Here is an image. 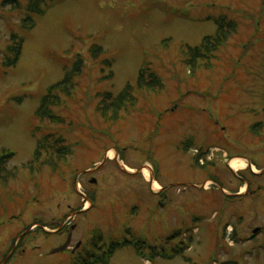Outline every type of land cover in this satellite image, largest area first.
Listing matches in <instances>:
<instances>
[{"label": "rangeland", "instance_id": "374dc122", "mask_svg": "<svg viewBox=\"0 0 264 264\" xmlns=\"http://www.w3.org/2000/svg\"><path fill=\"white\" fill-rule=\"evenodd\" d=\"M12 1L0 0V157L13 154L0 178V256L13 244L9 264H74L98 232L95 255L116 244L106 264H264V0H55L29 29V0ZM222 16L235 33L209 68L190 70L185 48ZM13 35L23 47L8 68ZM80 60L72 97L53 110L59 123L37 118ZM145 65L160 91L136 87ZM127 85L136 109L106 121L101 95ZM45 136L67 141L64 161L35 160ZM230 157L247 167L234 171ZM63 220L70 249L56 252L67 241L50 233ZM35 224L47 234H23Z\"/></svg>", "mask_w": 264, "mask_h": 264}, {"label": "trees", "instance_id": "16d2710c", "mask_svg": "<svg viewBox=\"0 0 264 264\" xmlns=\"http://www.w3.org/2000/svg\"><path fill=\"white\" fill-rule=\"evenodd\" d=\"M11 3L16 2L14 0ZM56 3L57 2L55 0H29L28 5L26 6L27 19L23 22L24 26L28 27V29L35 27V17L44 16L46 11L53 8ZM183 17L187 18L188 20H192V17L188 14H184ZM216 25L217 30L214 35L203 38L201 44L197 47H189L187 49L185 48V60L183 63L188 68H190V70L195 71L202 67L209 68L211 62L216 57V52H218L221 48L228 44V40L237 29L236 23L226 16L220 17L216 21ZM11 42L12 43L10 44V47L8 49L10 55L5 59L3 64L4 67L8 68L13 67L17 64L21 56V49L23 47V39L19 38L18 36L13 35L11 38ZM164 44L165 41L162 43V45ZM94 49L98 52H101V49L99 48ZM82 67L83 63L82 60H80V62L76 64L75 70L67 73V75L61 82H58L48 89V93L41 101V106L36 112L37 118H39L40 120H49L54 123H59V120L53 110L60 104V94L65 97H72V92L75 84L73 77L80 75ZM136 87L139 90L148 91L149 93H151L160 91L163 88V85L160 77L152 71L149 65H145L139 71ZM136 106L137 98L135 95V88L131 85H127L125 89L115 98L110 93L102 94L100 104L98 106V111L106 119V121L111 120L113 122H118L123 113L136 109ZM260 126H262V124ZM253 132L259 133L260 130L253 129ZM50 139L51 137L49 136H45L43 139H39L36 148L35 160H39L44 153L45 155L55 154L60 160L64 161L65 157L69 155V149L66 148L67 141L60 136H58V138H53L51 140ZM12 156L13 154H6L0 157V178H4L5 170L7 171L6 164L8 160L12 158ZM199 159L200 157L197 159L198 162ZM51 162H55L54 159L45 163L51 165ZM7 175L5 177H7ZM255 177L257 178L258 176ZM127 233L133 234L131 231L129 232V230H127ZM137 243L139 242H136V244ZM142 243L145 245L146 242L142 240ZM88 244L89 247L85 252L76 253L74 264H106L108 263L109 258L112 256L114 246L116 245L115 243H113L110 247H108V249H106V247L100 255H95L94 252L101 249L99 245L101 244L102 246L103 244V235L101 233L99 234L98 232L97 235L93 237V239L91 238ZM119 245L121 244L119 243ZM138 252L143 253V250H139ZM151 253L154 256L156 254H159V256L162 258L171 257V255L164 254L163 251H159L155 247L151 250ZM172 253L174 255L181 254L182 248H175L174 250H172Z\"/></svg>", "mask_w": 264, "mask_h": 264}, {"label": "flooded vegetation", "instance_id": "af4514ba", "mask_svg": "<svg viewBox=\"0 0 264 264\" xmlns=\"http://www.w3.org/2000/svg\"><path fill=\"white\" fill-rule=\"evenodd\" d=\"M251 174V173H250ZM252 175V174H251ZM242 178V177H241ZM248 192H249V190H247V194H248ZM37 225H39V224H35V225H33V226H31L30 228H28L25 232H23V234L25 235V233H27L28 231H30L32 228H33V230L34 231H37L38 230V232H40L41 234H43V233H45V234H47V232H46V229H45V227H38ZM33 231V232H34ZM255 231V230H254ZM70 232H71V230L69 231L68 230V228L67 227H65V225H64V220L62 221V223H61V226L60 227H58V231L56 232V233H50V234H56V235H61L64 239H66V241H67V239H68V237H69V234H70ZM260 232H261V230H260ZM38 235H40V234H38ZM254 235V234H253ZM18 238H20V236L18 237ZM34 244V243H33ZM64 245V244H63ZM62 245V246H63ZM11 246V249L6 253V254H4L5 252H6V249L4 250V252L2 253L3 255H1L0 256V264H9V262H10V260H8V258H9V255L11 254V252H12V249H13V244L12 245H10ZM35 246H37V245H35L34 244V247ZM61 247V246H60ZM80 246L78 245V246H76L75 247V249H78ZM40 249V248H39ZM65 251H68V250H65Z\"/></svg>", "mask_w": 264, "mask_h": 264}, {"label": "bare ground", "instance_id": "6f19581e", "mask_svg": "<svg viewBox=\"0 0 264 264\" xmlns=\"http://www.w3.org/2000/svg\"><path fill=\"white\" fill-rule=\"evenodd\" d=\"M109 156L111 157V158H113L114 156H115V154H114V152L113 151H111L110 153H109ZM247 161L245 160V159H242V158H235V159H233V160H231L230 162H229V166H230V168H232L234 171H237V170H244L247 166ZM150 166H147V167H145L144 168V170H143V173H144V175H145V177L147 178V179H150L151 178V170H150V168H149ZM256 169H254V171H255ZM153 187H154V189H156V190H158L159 188H160V186L158 185V183H156V182H154L153 183ZM88 206H90L89 204H88Z\"/></svg>", "mask_w": 264, "mask_h": 264}, {"label": "water", "instance_id": "95a60500", "mask_svg": "<svg viewBox=\"0 0 264 264\" xmlns=\"http://www.w3.org/2000/svg\"><path fill=\"white\" fill-rule=\"evenodd\" d=\"M93 182L95 183V181H93ZM258 232H259V229L255 230L254 234H257ZM71 235H72V233L69 235V238H68V241L66 242V244L63 247L56 250V252L64 251L65 249H67L69 247V245L71 243Z\"/></svg>", "mask_w": 264, "mask_h": 264}]
</instances>
